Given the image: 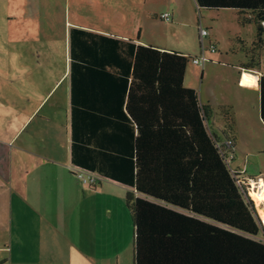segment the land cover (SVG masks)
I'll return each mask as SVG.
<instances>
[{"label": "trees", "instance_id": "1", "mask_svg": "<svg viewBox=\"0 0 264 264\" xmlns=\"http://www.w3.org/2000/svg\"><path fill=\"white\" fill-rule=\"evenodd\" d=\"M195 1L200 10L249 15L240 21L254 23L252 43L264 42V0ZM69 37L72 160L138 193L125 196L133 264H264V227L237 182L245 171L232 167L238 146L231 118L217 128L212 105L185 86L190 57L78 27ZM122 44L131 63L118 53ZM106 62L129 80L108 90L112 79L96 68ZM98 80L103 105L95 104ZM258 86L264 125V75Z\"/></svg>", "mask_w": 264, "mask_h": 264}, {"label": "crops", "instance_id": "2", "mask_svg": "<svg viewBox=\"0 0 264 264\" xmlns=\"http://www.w3.org/2000/svg\"><path fill=\"white\" fill-rule=\"evenodd\" d=\"M69 1L66 0L68 19L61 66L53 65L56 53L47 37L39 49L34 47L32 53L28 52V62L20 64L12 61L21 57L20 50L14 48V40L0 36V264H133V241L125 243L123 238L131 227L125 196L134 189L96 171L93 172L101 180L92 188L72 171L78 165L71 152L69 32L71 27H78L136 45H153L184 55L188 51L182 46L169 48L146 41L147 4L155 0H126V7L123 0H89L92 10L80 7L75 0L71 10ZM162 1L168 11L160 14L170 12V22L202 25L201 10L195 0ZM118 53L124 62L131 63L125 45ZM260 54L264 59V49ZM227 56L228 53L224 54ZM259 62L258 67L244 62L232 66L228 80L221 79L224 89L220 95L206 92L201 98L199 94L202 103L214 108L213 122L217 128L225 129V115L231 118L241 155L240 160L235 157L238 167L240 163L246 165L245 157L254 153L241 147V130L251 131L260 126L258 80L264 70ZM208 66L211 68L212 64ZM208 66L201 68L202 83ZM96 68L112 79L109 86L105 85L108 90L119 85L121 78L129 80L120 66L106 62ZM246 73L252 75V80L244 79ZM98 83L95 104L103 105L102 80ZM202 83H191V74L186 70L185 86L199 93ZM213 84L209 83L211 88ZM253 93L258 94L256 103L250 97ZM256 152L264 153V148L258 147ZM244 177L256 176L245 171ZM260 222L264 227L263 216Z\"/></svg>", "mask_w": 264, "mask_h": 264}, {"label": "rangeland", "instance_id": "3", "mask_svg": "<svg viewBox=\"0 0 264 264\" xmlns=\"http://www.w3.org/2000/svg\"><path fill=\"white\" fill-rule=\"evenodd\" d=\"M73 1H69L71 10H73ZM125 1L123 0L122 2L124 7H126ZM75 2L80 7L86 6L91 10L93 8L89 0H75ZM163 2L162 0H155L147 4L149 14L144 19L147 42L169 48L182 46L188 51L186 56L189 57L199 55L202 46L210 48L211 44H213L216 48L215 52H207L209 60L204 66L207 67L210 64L212 66L211 68L208 66L203 83L201 68L204 66L194 65L190 60L187 65L186 70L191 74V83L197 86L202 83V88H198L201 98H204L206 92L208 94L214 92L220 95L224 89L221 79L227 81L229 69L232 66H238L239 62H244V64L251 66L253 60L261 61L259 65L264 70V59L263 55L260 54L262 49H264V42H261V44L252 43L256 31L254 23H242L240 21L242 17L249 19V15L238 16L235 11L228 9H202L200 13L202 17L201 23L211 34L201 42L198 23L194 27L185 26L159 18L160 12L167 10V6ZM191 7L195 9L193 4ZM66 8H68L66 7V0H0V36H6L10 41L14 40L12 42L14 48L19 49L21 53V57H14L12 61H19L20 64L27 63L30 57L28 52L31 51L32 53L34 47L39 49V46L44 44L47 37V41L52 42L51 49L56 53L53 65L55 67L61 66L65 47V21L68 19ZM71 10L70 19L72 20L74 17ZM262 25L264 27V23ZM226 53H228V56L224 57ZM245 55H248V57ZM255 67H258V65ZM223 72L224 74L222 75ZM213 82L214 84L211 88L209 83ZM252 84L256 85V82ZM250 97L256 103L258 94L253 93ZM259 119V127L255 126L254 130L251 131L241 130L239 138L241 147L254 150V153L248 154L245 157L246 165L240 163L239 168L248 173L253 172L256 177L262 175V180H264V153L256 152L258 147L264 148V125L260 117ZM236 156L240 157L238 160L241 159V155L238 152ZM237 161L232 163V167H236ZM254 191L257 192L256 189ZM253 199L257 214L259 218H262L264 203L262 204V201L259 200L257 202L255 198ZM131 236L132 223L131 227L126 230L125 239L123 238L125 243L131 242ZM262 236L264 238V235Z\"/></svg>", "mask_w": 264, "mask_h": 264}, {"label": "built area", "instance_id": "4", "mask_svg": "<svg viewBox=\"0 0 264 264\" xmlns=\"http://www.w3.org/2000/svg\"><path fill=\"white\" fill-rule=\"evenodd\" d=\"M159 18L169 21L171 19L169 12H163L159 15ZM199 30V36L201 42H203L204 38L209 36V30L205 27H203L200 23L198 25ZM215 52L216 48L213 44H211L210 48H207L205 46L201 47V52L199 55L190 57L189 60L197 66H204V64L209 60L207 56V52ZM231 157V156H230ZM229 160V158H228ZM230 161V160H229ZM72 171L78 176V178L81 180V182L84 185L90 186V185H96L100 182L101 176L98 173H95L93 171H90L88 169L74 166L72 168ZM262 178L261 176H257L256 178H245V177H238L237 182L239 185L246 190V193L248 196L254 201L252 195L250 194L251 191H254L256 189L257 192H261L263 188L262 184Z\"/></svg>", "mask_w": 264, "mask_h": 264}, {"label": "bare ground", "instance_id": "5", "mask_svg": "<svg viewBox=\"0 0 264 264\" xmlns=\"http://www.w3.org/2000/svg\"><path fill=\"white\" fill-rule=\"evenodd\" d=\"M252 75L250 74H245L244 75V79L246 80H252ZM263 179V178H262ZM262 184H263V188L261 190V192H255V191H251V195L253 196V198L256 199V201L258 202L259 200L262 201L261 203H264V180H262ZM262 213H263V218H264V207L262 208Z\"/></svg>", "mask_w": 264, "mask_h": 264}]
</instances>
